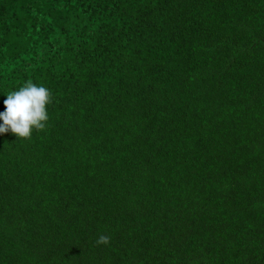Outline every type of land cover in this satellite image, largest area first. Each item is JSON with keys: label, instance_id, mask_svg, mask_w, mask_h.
<instances>
[{"label": "trees", "instance_id": "trees-1", "mask_svg": "<svg viewBox=\"0 0 264 264\" xmlns=\"http://www.w3.org/2000/svg\"><path fill=\"white\" fill-rule=\"evenodd\" d=\"M29 79L0 264H264V0H0V112Z\"/></svg>", "mask_w": 264, "mask_h": 264}, {"label": "clouds", "instance_id": "clouds-1", "mask_svg": "<svg viewBox=\"0 0 264 264\" xmlns=\"http://www.w3.org/2000/svg\"><path fill=\"white\" fill-rule=\"evenodd\" d=\"M54 102L53 92L32 80L25 82L18 90L7 93L5 111L0 112V133L11 132L20 139L30 140L34 131H44L50 119L48 106ZM98 245L109 244L110 237L101 234Z\"/></svg>", "mask_w": 264, "mask_h": 264}]
</instances>
